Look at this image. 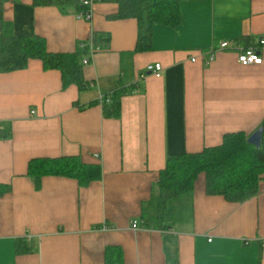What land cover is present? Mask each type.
Returning <instances> with one entry per match:
<instances>
[{"label": "crops", "instance_id": "crops-1", "mask_svg": "<svg viewBox=\"0 0 264 264\" xmlns=\"http://www.w3.org/2000/svg\"><path fill=\"white\" fill-rule=\"evenodd\" d=\"M66 1L0 0V45L36 35L52 53H73L103 37L84 68L86 90L64 89L38 60L0 73V184L11 187L0 197V264H105L108 247L121 248L125 264H264V180L256 196L231 203L208 195L201 175L191 195L169 203L167 230L131 228L170 156L260 128L264 64L242 67L232 51L207 64L203 53L264 39V0H177L180 25H156L148 52H136V20L113 18L116 0H97L90 22L77 17L81 0ZM155 64L160 78L147 74ZM119 90L120 116H109L101 98ZM65 156L100 165L101 179L81 188L45 177L37 189L29 162ZM17 241L33 250L16 253Z\"/></svg>", "mask_w": 264, "mask_h": 264}, {"label": "trees", "instance_id": "trees-1", "mask_svg": "<svg viewBox=\"0 0 264 264\" xmlns=\"http://www.w3.org/2000/svg\"><path fill=\"white\" fill-rule=\"evenodd\" d=\"M119 12L117 20L134 19L138 23L136 52L152 49L154 27L158 24L176 28L181 23L180 4L177 0H116ZM66 0H35L36 6L55 4L62 6ZM0 2V8H1ZM81 8L77 14L84 8ZM103 37L94 33L93 42ZM90 45L80 44L73 53H52L46 40L32 35L6 37L0 45V73L26 69L32 60L42 63L44 71H58L64 89L72 85L80 90L89 88L84 77L83 60ZM125 94L119 90L109 95L110 103H103L109 116H120V98ZM112 107L111 109L109 107ZM260 128L263 133L261 146L247 142L244 132L225 134L220 145L205 148L199 153H183L170 156L154 186L151 199L142 207L141 222L145 229L167 230L168 205L171 201L191 195L201 175L206 178L207 193L222 196L231 203H242L257 195L259 184L264 180V120ZM28 177L37 189L45 177H63L76 180L81 188L89 186L102 177L100 165L86 164L79 156L60 158H36L29 162ZM9 185L0 184V197L9 193ZM33 246L27 241H17L16 253H27ZM105 264H125L121 248L108 247L105 250Z\"/></svg>", "mask_w": 264, "mask_h": 264}, {"label": "built area", "instance_id": "built-area-1", "mask_svg": "<svg viewBox=\"0 0 264 264\" xmlns=\"http://www.w3.org/2000/svg\"><path fill=\"white\" fill-rule=\"evenodd\" d=\"M97 0H81V4L83 6V10L77 14V17L79 19H85L86 21L90 22L93 18V7ZM90 49L88 55L83 60V65L86 67L92 63V59L98 53L101 48L97 46L93 39L89 43ZM219 51H232L235 52L237 55V62L242 67H248V66H260L264 64V39L261 38L257 41V43L254 46L250 47H240L239 45L235 43H229V42H221L218 44L217 48H212L206 53H203L206 57V63L210 64L215 60V54ZM196 58H193L191 61L196 62ZM163 67L161 64H155V65H149L147 67V74L154 75L157 78H160L162 76ZM103 103H110V97L104 96L101 98V104ZM32 114H35L34 111H32ZM131 228L133 230H139V229H145L142 226V223L139 221H132L131 222ZM172 232V231H168Z\"/></svg>", "mask_w": 264, "mask_h": 264}, {"label": "water", "instance_id": "water-1", "mask_svg": "<svg viewBox=\"0 0 264 264\" xmlns=\"http://www.w3.org/2000/svg\"><path fill=\"white\" fill-rule=\"evenodd\" d=\"M263 130L259 128L255 133H253L250 137H248L247 142L256 148H260L261 146V137Z\"/></svg>", "mask_w": 264, "mask_h": 264}, {"label": "rangeland", "instance_id": "rangeland-1", "mask_svg": "<svg viewBox=\"0 0 264 264\" xmlns=\"http://www.w3.org/2000/svg\"><path fill=\"white\" fill-rule=\"evenodd\" d=\"M250 137V136H249Z\"/></svg>", "mask_w": 264, "mask_h": 264}]
</instances>
